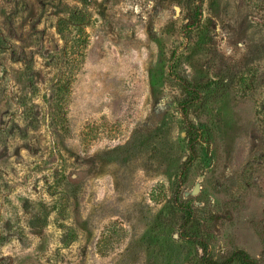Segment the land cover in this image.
<instances>
[{
    "label": "rangeland",
    "instance_id": "obj_1",
    "mask_svg": "<svg viewBox=\"0 0 264 264\" xmlns=\"http://www.w3.org/2000/svg\"><path fill=\"white\" fill-rule=\"evenodd\" d=\"M237 250L264 264V0H0V264Z\"/></svg>",
    "mask_w": 264,
    "mask_h": 264
},
{
    "label": "trees",
    "instance_id": "obj_2",
    "mask_svg": "<svg viewBox=\"0 0 264 264\" xmlns=\"http://www.w3.org/2000/svg\"><path fill=\"white\" fill-rule=\"evenodd\" d=\"M186 123L189 127L188 136L190 146L194 147L199 140V132L197 129L186 119ZM238 262L239 264H256L255 260L250 254L244 250H237L232 254L228 263ZM215 264V263H214Z\"/></svg>",
    "mask_w": 264,
    "mask_h": 264
}]
</instances>
